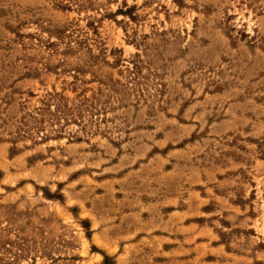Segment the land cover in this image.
I'll return each mask as SVG.
<instances>
[{"label":"rangeland","instance_id":"obj_1","mask_svg":"<svg viewBox=\"0 0 264 264\" xmlns=\"http://www.w3.org/2000/svg\"><path fill=\"white\" fill-rule=\"evenodd\" d=\"M0 264H264V0H0Z\"/></svg>","mask_w":264,"mask_h":264},{"label":"trees","instance_id":"obj_2","mask_svg":"<svg viewBox=\"0 0 264 264\" xmlns=\"http://www.w3.org/2000/svg\"><path fill=\"white\" fill-rule=\"evenodd\" d=\"M116 86H121L120 83L116 82L115 86L112 88V91H116L117 87ZM48 98L44 101H42V107L38 108L36 110L37 114L36 116H29V119L33 121V123L36 125L34 128H36V133H40L43 128L41 126L45 124H49L51 127L58 125L59 128L56 131L57 134H60L63 128V125H60L62 121L67 123H73V124H80L78 126H83V129L85 128L86 124H84V118L82 116V113L84 111L89 112L90 116H95L94 110H82L86 109L87 103L89 102L85 98L83 101L78 100V105L73 106V107H68L64 103V98L60 96L59 94H49L47 96ZM96 112V111H95ZM70 117V118H68ZM47 119V121H46ZM24 127L27 128L28 136L31 135L29 134L30 130V123H27L25 119L22 120L21 122ZM24 137V136H22ZM41 141H46L48 139V136L42 134L40 137Z\"/></svg>","mask_w":264,"mask_h":264}]
</instances>
